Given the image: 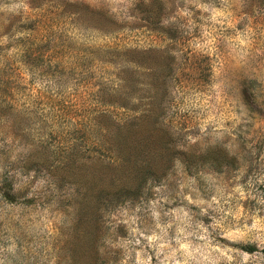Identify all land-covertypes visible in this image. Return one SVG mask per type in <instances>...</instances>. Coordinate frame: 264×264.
<instances>
[{"label":"rangeland","instance_id":"rangeland-1","mask_svg":"<svg viewBox=\"0 0 264 264\" xmlns=\"http://www.w3.org/2000/svg\"><path fill=\"white\" fill-rule=\"evenodd\" d=\"M124 92L130 132L98 113ZM262 249L264 0H0V264Z\"/></svg>","mask_w":264,"mask_h":264},{"label":"trees","instance_id":"trees-1","mask_svg":"<svg viewBox=\"0 0 264 264\" xmlns=\"http://www.w3.org/2000/svg\"><path fill=\"white\" fill-rule=\"evenodd\" d=\"M123 81L124 83L120 81V84H118V86H120V89L126 88L129 85V83L127 84V80ZM140 84L141 82H137V85ZM120 94L121 96L118 95V98L117 96L114 97V94H112L111 96L101 99L100 105H102L103 108H99L98 113L103 115L108 114L110 117L116 116L115 118L112 117L116 122V126L124 128V130L130 132L134 128L141 126L140 120L145 116L148 110L144 106L145 103H141V101L143 100L140 94H134L133 92H124ZM109 105L113 106V108L115 109L121 110L116 112H113V110L109 111L107 108V106ZM242 247L245 250L252 249V247L249 246ZM262 253L264 254V249H262Z\"/></svg>","mask_w":264,"mask_h":264}]
</instances>
